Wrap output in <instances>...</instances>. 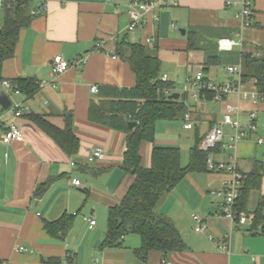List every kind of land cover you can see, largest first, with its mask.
<instances>
[{
	"label": "crops",
	"instance_id": "1",
	"mask_svg": "<svg viewBox=\"0 0 264 264\" xmlns=\"http://www.w3.org/2000/svg\"><path fill=\"white\" fill-rule=\"evenodd\" d=\"M132 1L136 0H30V13L43 2L47 10L31 14L29 24L19 31L14 56L1 68L3 79L31 78L39 88L27 97L0 84V91L11 99L10 106L23 107L22 116L9 112L0 126V261L47 264L46 259L54 258L56 264H157L164 259L171 264H264V232L252 233L246 222L232 224L222 214L224 198L217 192L231 180L229 170L190 171L155 206L158 213L174 221L186 250L166 256L151 251L142 261L134 253L140 245L136 234L125 235L119 246L101 247L108 209L121 201L134 181V176L122 169L126 134L88 119V107L99 98L98 89L135 84L129 64L115 54L121 41L140 43L154 52L161 63V76L165 75L178 93L182 94L183 83L197 71L203 72L205 66L203 73L208 79L236 84L237 89L221 101L207 97L195 101L185 94L193 127H183L187 121L183 116L177 120L182 121L183 132L193 130L194 142L201 141L212 127L222 128V141L210 154L213 162L234 163L235 171L244 178L260 163L264 166V94L257 91L254 78L242 83L238 74H229L226 69L230 65L241 67L242 53L258 54L256 47H264V0H250L253 15L248 26L238 17L241 0H165L154 10L156 19L150 13L140 26L128 31L126 7ZM226 1L233 4L227 6ZM2 23L0 7V27ZM220 38L239 44L220 50ZM58 55L66 61L86 57V62L53 76L51 62ZM210 59L213 62L207 64ZM92 86L96 93L91 92ZM228 105L237 108L232 118L246 131L233 147L229 144L234 129L222 123ZM250 113L256 114V132L248 130ZM68 114L78 139V150L72 155L34 119L39 116L63 129ZM10 123L18 126L22 139L4 143V126ZM155 129V145L178 147L175 130L164 126L157 132L156 124ZM95 147L103 149L104 158L90 163L87 155ZM151 149L150 142L140 145L145 167L150 164ZM262 173L260 188L249 192L248 213L264 199V168ZM73 179H78L79 185H74ZM40 188L43 191L37 194ZM193 214L202 217V232L193 229ZM64 216H72L68 231L64 235L50 233L46 224ZM89 217L95 219L92 227Z\"/></svg>",
	"mask_w": 264,
	"mask_h": 264
},
{
	"label": "trees",
	"instance_id": "2",
	"mask_svg": "<svg viewBox=\"0 0 264 264\" xmlns=\"http://www.w3.org/2000/svg\"><path fill=\"white\" fill-rule=\"evenodd\" d=\"M30 0H6L3 5V23L0 27V84L2 64L14 56L19 31L32 19ZM192 46V43H189ZM258 54L242 53L240 82L255 79L257 91L264 94V47H256ZM115 54L127 62L135 74L134 86L105 87L98 89V99L92 100L88 107V119L126 134L122 169L134 176V181L121 201L109 207L107 233L101 247L119 246L127 234H136L140 245L134 250L135 255L145 261L149 252L157 251L166 256L173 252L184 251L187 245L180 236L174 221L155 210L161 197L173 189L190 171H211L208 169L207 153L198 148L196 139L189 150L188 162L181 165L180 149L175 146L155 145V124L158 120L179 119L187 106L185 94L175 91L174 84L161 79V66L158 56L140 43L121 41L117 44ZM210 59L207 64H211ZM207 66L202 70L205 72ZM206 76L204 79L206 80ZM13 89L19 90L27 97L39 88V83L31 78L8 79ZM178 93L174 98L173 94ZM205 97L212 98L211 91L204 92ZM43 129L68 155L78 150V139L72 131V116L65 115V127L59 129L46 120L34 117ZM129 121L136 125L128 127ZM152 143L150 164H141L139 148L142 142ZM214 150V149H212ZM263 164H259L242 179L238 188L233 210L238 215L246 216L247 230L252 233L264 232V199L262 198L253 213L246 209L249 192L260 188ZM43 188L37 189L40 194ZM72 216L47 223L50 233L59 231L63 235L70 228ZM250 222L251 224H249ZM47 264H56L57 259H46ZM0 264H3L0 261Z\"/></svg>",
	"mask_w": 264,
	"mask_h": 264
},
{
	"label": "built area",
	"instance_id": "3",
	"mask_svg": "<svg viewBox=\"0 0 264 264\" xmlns=\"http://www.w3.org/2000/svg\"><path fill=\"white\" fill-rule=\"evenodd\" d=\"M6 0H0V7H3L4 2ZM98 1H104V0H98ZM165 0H136L130 2L126 7V13L129 17V23L126 27L128 31L135 30L138 26H140L144 22V17L148 14H152L153 19H156L157 16L154 14V10L158 9L160 6L163 5ZM233 3L231 1H226V5L230 6ZM47 10L46 4L43 2L41 7L38 10H32L31 14L35 13H42ZM253 15V10L251 8L250 0H241V7L238 12V17L240 18L241 22L244 26H248L251 24V19ZM171 27H176L175 24H171ZM146 42H149V38H146ZM218 48L220 50H230L236 43L231 38H220L217 41ZM86 62V57H75L71 61L64 60L61 56H56L53 58L51 62V73L53 76H57L64 72L68 67L70 66H77L79 64H84ZM227 72L229 74H238L240 76L241 73V67L230 65L227 66ZM162 80H165V75L161 76ZM240 82V77H239ZM44 82H41V84ZM2 85L5 88H11V82L8 79H4L2 81ZM237 89V85L233 84L232 81L227 80L225 82H217L210 80L206 78L204 79V73L202 71H197L195 75L192 78H188L182 85V92L186 95H190L192 99L195 101L201 97H205L204 92L205 91H211L213 93L212 99L214 101H221L223 98L235 91ZM15 93H20L19 90L14 89ZM91 92L96 93L97 88L95 86L91 87ZM264 98V95L261 96ZM12 113L15 117H20L23 115V107L21 104H17L14 106H9L7 109L2 110L0 108V126L1 121L4 118L5 114ZM232 113L237 114V108L228 105L226 107L225 112L223 113L222 117V123L228 124L233 127L234 134L231 137V144H229L230 147L235 146V143L245 136L246 131L240 129V125L237 119L232 118ZM185 119V123L183 124V127L185 129H191L193 127V124L191 121H189V114L188 112H185L183 115ZM249 118L251 119V124L249 125L248 130L250 132H256L257 126L255 123L256 114L250 113ZM223 138V130L219 126L212 127L201 139L198 148L201 151H204L207 153V164L208 169L211 171L216 170H229L232 171V178L229 181H226L224 183V186L221 191L217 192V195H222L224 198V202L222 204V214L226 216L229 221L234 224L238 223L240 225L244 224L246 222V216L244 213H240L238 215V220L236 218V215L233 210V205L235 202V199L238 196V188L241 184L242 179L244 178L242 174L235 171V165L232 163V166L225 165L223 163H215L211 159V151L212 149L219 143H221ZM22 135L21 131L18 128V126L15 123H10L6 126H4V132L2 134L1 140L4 143H9L12 140H21ZM261 139H258V142L261 143ZM104 158V152L103 149L100 147L91 148L87 155L88 162H96L100 161ZM232 160H235V157H231ZM72 183L74 185H79L78 179H73ZM193 219V229L196 232H202L205 229V225L203 224L202 217L199 215H192ZM89 222V227L94 226L95 219L93 217L87 218ZM157 264H171L170 261L167 260H160Z\"/></svg>",
	"mask_w": 264,
	"mask_h": 264
},
{
	"label": "rangeland",
	"instance_id": "4",
	"mask_svg": "<svg viewBox=\"0 0 264 264\" xmlns=\"http://www.w3.org/2000/svg\"><path fill=\"white\" fill-rule=\"evenodd\" d=\"M181 87V85H179ZM182 121L173 119V120H159L156 122L157 132L163 129L164 126L170 127L172 130H175L177 135V146L180 148L181 154V164L184 165L187 162L189 147L193 144L194 136L193 130L183 132L181 130ZM156 132V129H155Z\"/></svg>",
	"mask_w": 264,
	"mask_h": 264
},
{
	"label": "water",
	"instance_id": "5",
	"mask_svg": "<svg viewBox=\"0 0 264 264\" xmlns=\"http://www.w3.org/2000/svg\"><path fill=\"white\" fill-rule=\"evenodd\" d=\"M182 33H183V31H182ZM173 97L177 98L178 93H174ZM0 105L3 109H7L11 105V99L9 98V96L4 91H0ZM127 124H128L129 128H132L136 125V122L135 121H129Z\"/></svg>",
	"mask_w": 264,
	"mask_h": 264
}]
</instances>
